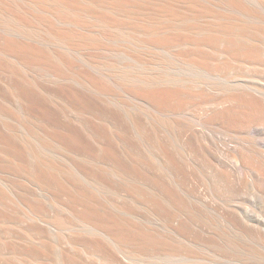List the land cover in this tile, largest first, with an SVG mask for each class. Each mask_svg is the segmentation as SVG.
<instances>
[{
  "label": "bare ground",
  "instance_id": "bare-ground-1",
  "mask_svg": "<svg viewBox=\"0 0 264 264\" xmlns=\"http://www.w3.org/2000/svg\"><path fill=\"white\" fill-rule=\"evenodd\" d=\"M0 264H264V0H0Z\"/></svg>",
  "mask_w": 264,
  "mask_h": 264
}]
</instances>
